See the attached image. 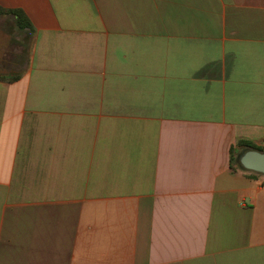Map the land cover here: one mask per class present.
I'll list each match as a JSON object with an SVG mask.
<instances>
[{"label": "crops", "instance_id": "crops-1", "mask_svg": "<svg viewBox=\"0 0 264 264\" xmlns=\"http://www.w3.org/2000/svg\"><path fill=\"white\" fill-rule=\"evenodd\" d=\"M111 1L0 0V264H264V0Z\"/></svg>", "mask_w": 264, "mask_h": 264}, {"label": "rangeland", "instance_id": "rangeland-1", "mask_svg": "<svg viewBox=\"0 0 264 264\" xmlns=\"http://www.w3.org/2000/svg\"><path fill=\"white\" fill-rule=\"evenodd\" d=\"M100 2L102 3V7H103L104 11L110 12L111 9H113V11H114V8H113L114 2L113 1H111V0H100ZM126 6H127L126 0H119L118 1L120 45L125 44V42H126ZM10 9H15V10L16 9H21V10H23L22 8H8V9H6V8H1L0 7V10H10ZM5 17H7V18H5ZM10 18H12V24L17 25L16 17L14 16V14H9V13H4V12L0 13V19H1L0 22H3V21L5 22V19H7L6 22H5V26L7 24L10 25V23H9ZM19 30H21V29H19ZM23 31L26 32V35H25V33H21V34L20 33H15L14 34L15 37H18L19 39L21 38V40H23L21 42H24V40L26 41V36H27V33L30 32V29H25ZM9 38L10 37L7 36V40H9ZM6 42H7V44H9V41H6ZM7 52H10V48H7ZM12 52H14V50H12ZM28 52H29L28 51V47H25L22 50V54H23L24 60H26V61H27V59L29 57V53ZM17 60L21 61V59H18V58L13 60V61H11V59H9V58H6L5 61L6 62H11V63L8 64V63L4 62L3 64H0V79H4V78L7 77L9 80L12 81V80H16V79H18L20 77V73H19V70H18V68H20V66L14 64V62L17 61ZM237 155H238V153H235V156H237Z\"/></svg>", "mask_w": 264, "mask_h": 264}, {"label": "trees", "instance_id": "trees-1", "mask_svg": "<svg viewBox=\"0 0 264 264\" xmlns=\"http://www.w3.org/2000/svg\"><path fill=\"white\" fill-rule=\"evenodd\" d=\"M2 12L14 14V16L16 17L17 26L20 29H22V30L30 29V31H34V27L31 23V21L29 20L28 16L25 14V12L23 10H21V9L0 10V13H2ZM237 148L240 151H244V150L246 151L249 149H258V150L264 152V145L263 146H257L252 141L244 140V139H241L238 141ZM235 150H236L235 148H232V150H231L232 165L234 163H237V165L239 167H241L242 169H245L242 166L240 159L238 157H235Z\"/></svg>", "mask_w": 264, "mask_h": 264}, {"label": "water", "instance_id": "water-1", "mask_svg": "<svg viewBox=\"0 0 264 264\" xmlns=\"http://www.w3.org/2000/svg\"><path fill=\"white\" fill-rule=\"evenodd\" d=\"M240 162L246 170L264 174V152L258 149L242 151Z\"/></svg>", "mask_w": 264, "mask_h": 264}]
</instances>
